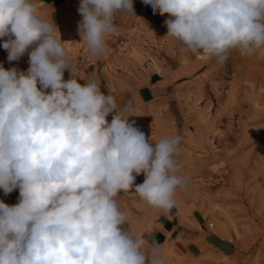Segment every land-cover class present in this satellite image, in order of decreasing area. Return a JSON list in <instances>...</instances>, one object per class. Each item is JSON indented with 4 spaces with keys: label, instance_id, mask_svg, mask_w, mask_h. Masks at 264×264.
Returning <instances> with one entry per match:
<instances>
[{
    "label": "clouds",
    "instance_id": "clouds-1",
    "mask_svg": "<svg viewBox=\"0 0 264 264\" xmlns=\"http://www.w3.org/2000/svg\"><path fill=\"white\" fill-rule=\"evenodd\" d=\"M142 2L168 14L166 36L182 54L223 64L230 50L251 56L264 48V0ZM77 11L94 56L106 54V37L118 34L115 14L135 15L133 0H80ZM3 38L8 61L27 52L29 67L0 65V189L5 196L19 189L18 203L0 200V264H165L159 243L146 246L122 227L128 219L116 197L143 173L134 191L153 208L172 209L187 184L177 174L182 137L153 146L129 120L132 101L120 107L97 81L78 83L67 42L35 0H0Z\"/></svg>",
    "mask_w": 264,
    "mask_h": 264
},
{
    "label": "rangeland",
    "instance_id": "rangeland-1",
    "mask_svg": "<svg viewBox=\"0 0 264 264\" xmlns=\"http://www.w3.org/2000/svg\"><path fill=\"white\" fill-rule=\"evenodd\" d=\"M79 4H37L67 42L78 83L97 81L120 107L132 101L136 116L129 120L153 146L166 136L182 137L177 174L187 184L177 189L176 206L194 214L208 232L227 233L233 246L226 257L210 250L190 257L174 246L164 254L165 264H264V48L251 56L230 50L220 64L202 53L182 54L178 43L166 36L164 22L115 15L118 34L106 37V54L94 56L78 32ZM4 39L0 65L26 72L27 52L9 62ZM70 77L65 70L64 79ZM113 115L107 117L109 123ZM136 177V185L143 183L145 177ZM134 190L120 204L129 224L122 227L140 235L152 224L156 208ZM18 197L19 189L7 196L0 189L5 204L18 203Z\"/></svg>",
    "mask_w": 264,
    "mask_h": 264
},
{
    "label": "crops",
    "instance_id": "crops-1",
    "mask_svg": "<svg viewBox=\"0 0 264 264\" xmlns=\"http://www.w3.org/2000/svg\"><path fill=\"white\" fill-rule=\"evenodd\" d=\"M66 1L35 0L37 4L48 7H58ZM133 6L135 15L138 17L156 19L160 22H164L168 18V14L163 16L159 15L158 12L154 14L151 5H145L142 0H133ZM115 15L135 16L126 12H117ZM139 177V179L144 177L143 173ZM134 182H139L137 177ZM136 184L134 183L133 187ZM133 187L132 190L135 189ZM126 192L129 191H122L116 197L119 207L126 199ZM140 236L148 242L146 246H151L154 242L159 243L162 246L163 254H166V251L169 252V250L174 251V246H176L184 250L190 257L201 256L203 253L209 252L208 250L226 257L233 248L231 240L228 239L229 237L208 232L200 219L192 213L184 212L181 207L176 205L168 211L156 209L152 224L149 227H144ZM163 247H168V250H163Z\"/></svg>",
    "mask_w": 264,
    "mask_h": 264
},
{
    "label": "bare ground",
    "instance_id": "bare-ground-1",
    "mask_svg": "<svg viewBox=\"0 0 264 264\" xmlns=\"http://www.w3.org/2000/svg\"><path fill=\"white\" fill-rule=\"evenodd\" d=\"M221 235H223V236H227V233H221ZM163 250H168V247H163ZM166 252H168V251H166ZM170 252V251H169Z\"/></svg>",
    "mask_w": 264,
    "mask_h": 264
},
{
    "label": "built area",
    "instance_id": "built-area-1",
    "mask_svg": "<svg viewBox=\"0 0 264 264\" xmlns=\"http://www.w3.org/2000/svg\"><path fill=\"white\" fill-rule=\"evenodd\" d=\"M208 226H209V227H211V226H212V223H211V222H209V223H208Z\"/></svg>",
    "mask_w": 264,
    "mask_h": 264
}]
</instances>
